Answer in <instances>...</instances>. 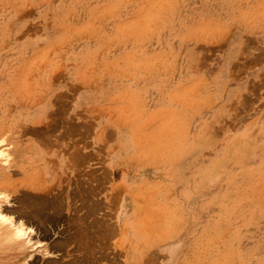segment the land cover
Masks as SVG:
<instances>
[{"label":"rangeland","instance_id":"1","mask_svg":"<svg viewBox=\"0 0 264 264\" xmlns=\"http://www.w3.org/2000/svg\"><path fill=\"white\" fill-rule=\"evenodd\" d=\"M0 210V264H264V0H0Z\"/></svg>","mask_w":264,"mask_h":264},{"label":"bare ground","instance_id":"2","mask_svg":"<svg viewBox=\"0 0 264 264\" xmlns=\"http://www.w3.org/2000/svg\"><path fill=\"white\" fill-rule=\"evenodd\" d=\"M11 219H9V217H6L5 215H3L1 213V210H0V235L4 236L6 238L8 237V240H14L15 244H16V242L18 243V246H20V245L23 246L25 244V240H26L23 237H25L28 233L25 229L26 227L24 228L23 223H21L20 221L16 222V221L11 220ZM6 238H3V240L4 239L6 240Z\"/></svg>","mask_w":264,"mask_h":264}]
</instances>
